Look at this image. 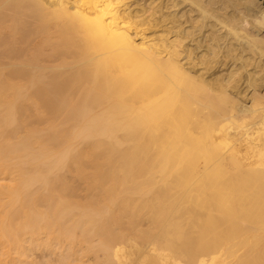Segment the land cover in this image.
I'll list each match as a JSON object with an SVG mask.
<instances>
[{"label":"bare ground","instance_id":"1","mask_svg":"<svg viewBox=\"0 0 264 264\" xmlns=\"http://www.w3.org/2000/svg\"><path fill=\"white\" fill-rule=\"evenodd\" d=\"M262 23L264 0H0V264H264V84L231 87Z\"/></svg>","mask_w":264,"mask_h":264},{"label":"rangeland","instance_id":"2","mask_svg":"<svg viewBox=\"0 0 264 264\" xmlns=\"http://www.w3.org/2000/svg\"><path fill=\"white\" fill-rule=\"evenodd\" d=\"M229 11H231V10H229ZM9 25H11V22L9 23ZM259 31H260V32H259ZM258 33H259V34L261 33L262 36H260ZM256 35L258 36V38L261 37V38H259L260 40H264V25H263V23H262V26L260 25V28H258ZM259 39H258V41H259V43H260L259 46L262 47V48H264V41H260ZM260 53H263L262 50H260ZM237 54L240 55V53H238V52H237ZM237 54H236V55H237ZM250 54H251V53H249V55H250ZM249 55H248V52L245 53V54H242V56H244L243 58H245V59H244L245 61L242 60V62H246L247 59L249 60V58H250ZM248 56H249V57H248ZM255 56H256V55H255ZM255 56H252V54H251V58L254 57V58H253V62L251 61V64H250V63L248 64V61H247V63H246V64H247V67H248L249 69H248V68H246V69L244 68V69L242 70L243 72H242V71L239 72V74L242 73L241 75H244V76H245V77L242 76L243 79L241 78V76L239 77V79H241V83H240L239 85H237L236 82L233 83V85L231 84V85H232V86H231L232 88H235L236 86H237L236 88H239V89H236V90H235V89H232V93H233V91H235L234 93L237 94V92L240 90L238 93H242V92H243V95H244V93L246 92L245 89L247 88V86H248V84L250 83L251 80H252V81H256L258 87H259V86H261V87L263 86V84H264V83H263V82H264V79H263V78H264V66H263L262 68H259V65L261 64L259 61L261 60V58H260V57H257V56L255 57ZM259 59H260V60H259ZM230 60H231V59H230ZM230 60H229V59H224V57H222V56H220V57L218 58V60H217V61H218V66L216 67V69L213 70V71H215V72H214L215 74L217 73V74H216V77H218L217 75H219V79H220V77L222 78V77L227 76L228 71H229V70H228V67H229V64H230ZM254 60H255V62H254ZM228 62H229V63H228ZM259 63H260V64H259ZM252 64H253V65H252ZM258 64H259V65H258ZM248 65H250V66H248ZM262 65H263V64H262ZM251 69H252V70H251ZM250 70H251V72H250ZM259 70H260V71H259ZM257 71H258V72H257ZM245 72H246V74H245ZM243 73H244V74H243ZM220 75H221V76H220ZM261 79H262V80H261ZM252 81H251V82H252ZM241 84H242V85H241ZM240 85H241V86H240ZM239 86H240L241 88H240ZM247 90H248V89H247ZM248 91H249V93H250V90H248ZM248 91H247V92H248ZM261 93H264V91L261 92ZM249 95H251V94H249ZM248 97H250V96H248ZM260 100H261V101H260ZM260 100H259L260 103L258 102V104H260V105L262 104V106H264V100H262V99H260ZM251 104H252V102H251ZM258 104H257V105H258ZM249 121H250V120H248V121H246V122H243V123H244V126L242 125L243 123L240 124V123H238V122H237L238 124H237V123L234 124V125L232 124V125H231V129H233V130L237 129L238 126L236 127L235 125H239V124H240L239 127H245V126H246L245 124L248 123V125H249ZM250 123H251V122H250ZM248 125H247V126H248ZM250 125H251V124H250ZM233 127H234V128H233ZM203 218H204V217H202V219H203ZM203 220H204V219H203ZM203 220H202V222H204ZM205 220L207 221L206 218H205ZM220 223H221V224H220ZM218 224H219V226H220V225H221V226H220V227L217 226V228H219V229H216V231H217V232H220V231H221L222 233L224 232L222 235H223V236H226L225 233L229 231V226H227V224L225 225L223 222H219ZM223 224H224L225 227L223 226ZM222 226H223V227H222ZM221 228H222V229H221ZM223 236H222V237H223ZM224 239H225V238H224Z\"/></svg>","mask_w":264,"mask_h":264}]
</instances>
